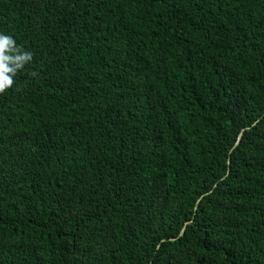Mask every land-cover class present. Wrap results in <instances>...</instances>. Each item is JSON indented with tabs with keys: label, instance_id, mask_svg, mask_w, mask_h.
<instances>
[{
	"label": "trees",
	"instance_id": "16d2710c",
	"mask_svg": "<svg viewBox=\"0 0 264 264\" xmlns=\"http://www.w3.org/2000/svg\"><path fill=\"white\" fill-rule=\"evenodd\" d=\"M0 33L33 53L0 264H264V0H0Z\"/></svg>",
	"mask_w": 264,
	"mask_h": 264
},
{
	"label": "clouds",
	"instance_id": "9594fccd",
	"mask_svg": "<svg viewBox=\"0 0 264 264\" xmlns=\"http://www.w3.org/2000/svg\"><path fill=\"white\" fill-rule=\"evenodd\" d=\"M32 58L33 53L22 50L13 36L0 33V94L12 88L17 72L30 63Z\"/></svg>",
	"mask_w": 264,
	"mask_h": 264
},
{
	"label": "water",
	"instance_id": "95a60500",
	"mask_svg": "<svg viewBox=\"0 0 264 264\" xmlns=\"http://www.w3.org/2000/svg\"><path fill=\"white\" fill-rule=\"evenodd\" d=\"M242 134H243V130H242V131L240 132V134H239L238 141H239V139L241 138ZM238 141H237V143H238ZM198 201H199V200H198Z\"/></svg>",
	"mask_w": 264,
	"mask_h": 264
}]
</instances>
